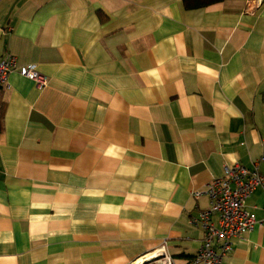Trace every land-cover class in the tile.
I'll return each mask as SVG.
<instances>
[{
	"label": "crops",
	"instance_id": "obj_1",
	"mask_svg": "<svg viewBox=\"0 0 264 264\" xmlns=\"http://www.w3.org/2000/svg\"><path fill=\"white\" fill-rule=\"evenodd\" d=\"M0 0V264H188L224 166L264 176V3ZM34 64L39 88L18 73ZM258 223L222 264H264ZM216 220V216H213Z\"/></svg>",
	"mask_w": 264,
	"mask_h": 264
},
{
	"label": "built area",
	"instance_id": "obj_2",
	"mask_svg": "<svg viewBox=\"0 0 264 264\" xmlns=\"http://www.w3.org/2000/svg\"><path fill=\"white\" fill-rule=\"evenodd\" d=\"M263 3L264 0H247L245 10L256 11ZM15 68L13 56L7 55L1 59L0 88L9 86L8 75ZM17 70L39 88L48 82L47 76L41 74L34 64L18 67ZM262 160L264 153L259 158V161ZM260 186H264V176L259 171L258 162L252 167L236 163L224 166L221 176L212 179L203 191L193 193L195 197L204 193L209 199V207L190 218L191 225L200 226L204 235L188 264L223 263L224 257L232 250L234 240L242 239L258 223L255 214L247 209L246 200ZM213 216H216V220H213ZM261 222L264 223V219ZM140 259L132 264H178L166 252L165 246Z\"/></svg>",
	"mask_w": 264,
	"mask_h": 264
},
{
	"label": "trees",
	"instance_id": "obj_3",
	"mask_svg": "<svg viewBox=\"0 0 264 264\" xmlns=\"http://www.w3.org/2000/svg\"><path fill=\"white\" fill-rule=\"evenodd\" d=\"M182 1L185 7L195 8V7L206 6L210 3L217 2L220 0H182Z\"/></svg>",
	"mask_w": 264,
	"mask_h": 264
},
{
	"label": "bare ground",
	"instance_id": "obj_4",
	"mask_svg": "<svg viewBox=\"0 0 264 264\" xmlns=\"http://www.w3.org/2000/svg\"><path fill=\"white\" fill-rule=\"evenodd\" d=\"M140 260H141V259H140ZM140 260H139V261H140Z\"/></svg>",
	"mask_w": 264,
	"mask_h": 264
}]
</instances>
